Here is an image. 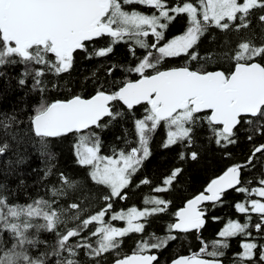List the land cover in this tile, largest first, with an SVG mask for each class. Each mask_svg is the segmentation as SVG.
<instances>
[{
	"label": "snow or ice",
	"instance_id": "1",
	"mask_svg": "<svg viewBox=\"0 0 264 264\" xmlns=\"http://www.w3.org/2000/svg\"><path fill=\"white\" fill-rule=\"evenodd\" d=\"M132 4L154 11L149 14L126 10L125 6ZM257 10L264 13V0H0V65L15 62L10 58L18 57L24 63L45 65L58 75L72 68L78 50L87 53L89 59L105 57L113 54L115 45L122 42L128 44L129 54L138 60L135 67L125 69L137 74L138 79L114 82L119 85L115 89L97 88L90 98L75 95L68 100L42 102L31 117L36 137L47 139L78 134L77 163L89 167L90 179L109 190L103 196L106 206L102 210L83 219L78 228L56 233L53 254L60 257L62 252H67L68 257H75L77 250L84 248L89 256L100 257L117 250L121 243L119 238L143 233L149 217L168 212L171 201L153 196L144 199L146 206L142 210L130 207L111 214L108 221L104 219L113 209L114 199H127L126 189L150 157V139L162 124L166 129L164 148L177 143L193 144L195 128L206 123L211 133L209 138L224 148L228 157L231 154L226 149L237 143L241 123L249 126L247 139L250 142L257 135L264 136V63L257 62V58L264 60V42L259 45L251 39L240 42L228 55L234 65L228 71H209L203 65L196 70L190 67L192 61L201 59L197 46L209 27L240 32L250 27L251 16ZM181 14L187 16L185 30L167 39L169 26ZM258 22L264 25V14L258 16ZM105 36L109 38L108 44L93 47L89 52L88 45ZM149 36L153 38L151 43ZM137 48L145 51L143 57L136 55ZM48 55H53L54 61L47 60ZM182 55L188 57L183 66L161 70L165 59ZM116 67L123 66L113 65L108 69L109 74ZM42 75V71L34 73L36 84L40 83ZM19 83L23 85L25 80ZM116 102H121L133 115L136 146L127 151L113 148L111 155H102L101 137L92 128L104 130L108 127L103 123L105 117L111 123L124 115L114 109ZM141 105H146L144 114L137 118L133 110ZM2 126L9 125L3 123ZM9 147L6 142L0 143V155ZM258 154L264 156V143L254 145L247 161L228 166L221 175L211 179L203 191L172 213L176 219L167 225L168 235L142 239L131 255L118 256L114 264H158V256L152 250L159 251L178 239L173 232L186 234L204 228L208 211L205 203L213 208L222 205L228 190L244 194V201L234 204L235 210L245 216L244 222L229 218L218 232L219 239L211 241V250L209 243L200 238L202 246L197 252L178 256L172 264H222L228 240L236 236L244 240L240 245L242 251L234 254V264H264V244L258 242L264 239V200L261 199L264 198V173L257 178L256 187H250L251 181H242V170L254 167ZM190 157L196 160L197 152H191ZM185 158L182 152L180 159ZM23 162V159L18 161ZM181 172L180 168L172 170L154 191H170ZM60 178L72 187L67 177L61 174ZM151 183L145 177L136 187ZM70 207L78 209L79 206L73 203ZM253 214L258 217L255 223ZM61 215L51 202L42 198L27 205H12L8 197L0 194V264H45L46 254L33 257L28 250V246L34 247L37 243L31 238L30 230L55 232ZM37 218H42L44 223H37ZM142 219L144 222H140ZM111 221H124L127 226L114 227ZM94 222L99 225L90 233V237H98L95 244L89 237L75 245L68 243ZM252 229L256 230V236L252 235ZM4 232L10 234V246L3 240ZM68 257L58 259L57 264H77Z\"/></svg>",
	"mask_w": 264,
	"mask_h": 264
},
{
	"label": "trees",
	"instance_id": "2",
	"mask_svg": "<svg viewBox=\"0 0 264 264\" xmlns=\"http://www.w3.org/2000/svg\"><path fill=\"white\" fill-rule=\"evenodd\" d=\"M126 10L136 9L143 13H151L154 9L132 4L125 6ZM260 10L251 16V25L248 29L236 32L234 29L221 31L216 27H209L198 43L197 52L201 59L192 61L190 67L193 70L203 65L207 70L228 71L234 67L228 59L236 50L237 45L243 40L251 39L254 44L259 45L264 42V25L258 22ZM187 16L181 14L169 26L166 32L167 39L175 35L182 34L186 28ZM149 43L153 38L149 36ZM107 36L97 39L88 45L91 52L93 47L99 48L108 44ZM145 51L136 49V55L143 57ZM49 61H54L53 55L46 57ZM11 61L0 65V143H8L9 149L0 155V194L8 197V203L12 205H27L34 200L44 199L52 203L53 208L62 213L61 223L56 231L31 229V238L37 243L28 246V250L33 257L46 254L45 264H57L58 259L68 257L67 252H62L58 257L53 254L56 247L57 232H66L68 229L78 228L83 219L90 218L91 215L102 210L106 203L103 196L108 194L106 186L97 185L89 177L90 168L80 166L75 155V145L78 142V134H67L56 138L42 139L36 137L32 131L31 117L35 114L36 108L43 103H52L56 100H68L75 95L90 97L95 89L103 87L105 89H115L119 82L125 79L136 80L139 77L135 73L127 72L128 67H135L138 60L129 54L128 44L118 43L114 47V53L105 57L88 58V54L78 50L74 54V62L67 72L56 74L45 65L35 62L24 63L18 57L10 58ZM188 62V57L182 55L175 58H167L161 66V70L180 67ZM257 62L264 63V60L257 58ZM113 65L116 67L109 74L108 69ZM42 71L39 77L40 83H35L34 73ZM25 80L21 85L19 81ZM146 105L134 108L135 117L140 118L144 114ZM114 109L122 111L123 116L117 117L109 123V118L105 117L103 123L108 124L104 130L92 128V131L99 133L102 140V155H111L112 149L129 150L136 146L137 136L134 130L133 115L121 102L114 104ZM207 113H202V115ZM14 121V122H13ZM3 123H8V127H3ZM249 126L241 123L237 129V143L229 145L226 149L231 154L225 155V149L210 139L211 133L207 124L197 126L194 130V143L185 146L180 143L164 148L162 145L166 140V129L163 124L152 134L149 142L151 151L150 157L144 162L142 168L133 177L132 183L127 191V199H114L113 209L106 214L105 221H108L111 214L116 211H126L130 207L143 209L146 197L159 196L171 201L168 212L149 217L143 233H131L121 240L120 247L115 251H109L100 257H92L87 254V249L77 250L73 258L77 264H111L118 256L123 257L133 251L142 239L151 240L153 235L165 237L168 235L167 225L175 221L172 215L179 210L185 202L197 193L204 190L211 179L222 174L228 166L237 163H244L252 153L254 145L264 143V136L257 135L250 142L247 139ZM131 141V144H127ZM197 152L198 158L192 160L191 152ZM186 154L185 159H180L181 153ZM23 159V163H18ZM175 168L182 169L173 182V186L167 193H156L154 189L161 185L165 178ZM264 173V156H259L254 162V167L242 170V181H251L250 187H256L257 178ZM63 174L72 182V187H68L60 176ZM145 177L151 180L150 185H136ZM59 192L60 194H55ZM252 198H257L253 196ZM224 203L213 208L210 203L205 204L208 209L206 214V224L200 232L192 230L189 233H177L178 239L169 242L166 247L152 253L158 254V264H170L171 261L180 255H189L197 252L202 246L201 239L209 243L219 239L218 232L223 228L229 218L244 222L245 216L238 213L234 204L243 202L245 197L242 193L229 190L222 198ZM264 200V198H261ZM73 203L78 204V209H72ZM76 216L78 219H73ZM213 217H220L219 221H214ZM258 217L253 214V223ZM37 223H44L42 218L36 219ZM140 222H144L142 219ZM114 227H125L124 221H111ZM99 226L98 222L89 225L79 236L70 238L69 244L75 245L85 237H89L90 242L95 244L98 237H90V233ZM252 235L256 236V230L252 229ZM3 240L8 246L12 239L8 232L3 233ZM244 237L236 236L229 238V247L225 249V256L222 258L224 264H234V254L242 251L240 245ZM264 244V239L258 240ZM256 259H259L257 250Z\"/></svg>",
	"mask_w": 264,
	"mask_h": 264
},
{
	"label": "water",
	"instance_id": "3",
	"mask_svg": "<svg viewBox=\"0 0 264 264\" xmlns=\"http://www.w3.org/2000/svg\"><path fill=\"white\" fill-rule=\"evenodd\" d=\"M167 69H168V68H167ZM163 70H164V69H163ZM218 70H221V69H218ZM209 71H213V70H209ZM72 98H73V97H72ZM83 98H86V97H83ZM88 98H90V97H88ZM70 99H71V98H70ZM220 175H221V174H220ZM228 191H229V190H228ZM197 194H198V193H197ZM190 199H191V198H190ZM185 203H186V202H185ZM206 203H207V202H206ZM206 203H205V204H206ZM184 205H185V204H184ZM184 205H183V206H184ZM183 206H182V207H183ZM174 222H175V221H174ZM198 232H200V231H198ZM131 254H132V253H130V254H128V255H131ZM154 254H156V255L158 256V254H157L156 252H154ZM187 255H188V254H187ZM180 256H181V255H180ZM176 258H177V257H176ZM176 258H174V259H176ZM174 259H173V260H174ZM173 260H172V261H173ZM172 261H171L170 264H172ZM111 264H114V261H113ZM222 264H224L223 261H222Z\"/></svg>",
	"mask_w": 264,
	"mask_h": 264
},
{
	"label": "rangeland",
	"instance_id": "4",
	"mask_svg": "<svg viewBox=\"0 0 264 264\" xmlns=\"http://www.w3.org/2000/svg\"><path fill=\"white\" fill-rule=\"evenodd\" d=\"M126 226H127V225H126ZM126 226H125V227H126Z\"/></svg>",
	"mask_w": 264,
	"mask_h": 264
},
{
	"label": "flooded vegetation",
	"instance_id": "5",
	"mask_svg": "<svg viewBox=\"0 0 264 264\" xmlns=\"http://www.w3.org/2000/svg\"><path fill=\"white\" fill-rule=\"evenodd\" d=\"M207 204V203H206Z\"/></svg>",
	"mask_w": 264,
	"mask_h": 264
}]
</instances>
